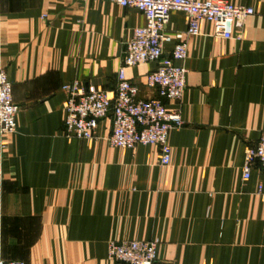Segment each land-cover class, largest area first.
Listing matches in <instances>:
<instances>
[{"label":"crops","instance_id":"1","mask_svg":"<svg viewBox=\"0 0 264 264\" xmlns=\"http://www.w3.org/2000/svg\"><path fill=\"white\" fill-rule=\"evenodd\" d=\"M222 1L254 14L240 39L235 28L230 39L214 37L204 21L186 40L183 125L168 132L164 167L157 146H109V118L91 141L63 133L62 86L113 93L143 15L104 1L0 0V68L19 106L0 151V260L119 264L109 242L158 240V261L264 264V175L256 166L242 177L246 148L264 131V0ZM185 29V15L171 11L167 30ZM154 69H125L141 99L154 96L145 85Z\"/></svg>","mask_w":264,"mask_h":264},{"label":"built area","instance_id":"2","mask_svg":"<svg viewBox=\"0 0 264 264\" xmlns=\"http://www.w3.org/2000/svg\"><path fill=\"white\" fill-rule=\"evenodd\" d=\"M85 3L88 0H77ZM113 3L121 8H133L140 12L145 25L133 29L132 36L124 45L121 67L117 72L116 87L109 94L91 85L73 81L62 86L64 101V136L70 139L91 141L96 138L98 123L106 118L112 128L107 142L120 149L154 145L159 149L158 163L168 166L170 147L168 132L182 127L181 101L185 91L187 70L186 40L200 33L201 23L213 24V35L230 39L232 29L241 38L245 20L254 14L251 7L234 6L222 0H94ZM180 11L185 15L186 29L181 33L167 30L169 13ZM175 40L170 52L164 45ZM153 63L155 69L146 75L145 85L154 92L148 99L138 97L139 88L125 76V69L138 64ZM168 104L175 106L168 110ZM19 106L12 99V85L0 68V151L6 148L4 136L16 131L15 117ZM258 166L264 175V131L258 142L246 148L242 166L243 180L250 177ZM2 171L0 169V181ZM258 195L264 198V187L259 185ZM158 240L109 242L107 255L115 263L122 264H173L158 261L155 250ZM0 264H25L22 261H3Z\"/></svg>","mask_w":264,"mask_h":264}]
</instances>
